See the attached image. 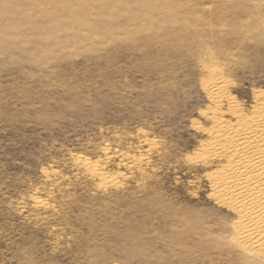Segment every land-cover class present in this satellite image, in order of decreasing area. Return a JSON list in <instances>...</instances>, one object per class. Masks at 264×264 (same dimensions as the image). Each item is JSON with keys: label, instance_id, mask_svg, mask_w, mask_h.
<instances>
[{"label": "rangeland", "instance_id": "rangeland-1", "mask_svg": "<svg viewBox=\"0 0 264 264\" xmlns=\"http://www.w3.org/2000/svg\"><path fill=\"white\" fill-rule=\"evenodd\" d=\"M263 169L264 0H0V264H264Z\"/></svg>", "mask_w": 264, "mask_h": 264}, {"label": "bare ground", "instance_id": "bare-ground-1", "mask_svg": "<svg viewBox=\"0 0 264 264\" xmlns=\"http://www.w3.org/2000/svg\"><path fill=\"white\" fill-rule=\"evenodd\" d=\"M262 162V161H261ZM260 163V162H259ZM258 163V164H259ZM256 164V163H255ZM258 164H256V165H258ZM261 164H263V163H261ZM260 164V165H261ZM240 165V164H239ZM258 167V166H257ZM261 167H263V166H261ZM264 170V169H263ZM262 170V171H263ZM250 174V173H249ZM255 174V173H254ZM258 175H260V173L258 174ZM257 175V177H259ZM263 176H264V174H262ZM255 177H256V175H255ZM262 178V177H261ZM263 181H264V178L262 179ZM243 181V180H242ZM252 182V181H251ZM241 183V182H240ZM251 184V183H250ZM257 184V183H256ZM253 185V184H252ZM254 185H255V183H254ZM245 190V189H244ZM254 190V189H253ZM246 192H247V189L245 190ZM245 193V192H244ZM254 194H255V192L253 193V196H254ZM254 198V197H253ZM252 198V199H253ZM251 199V200H252ZM248 200V199H247ZM252 201H254V203H252V206H253V209H254V211H256V212H254V214L255 213H262L263 211H264V193H262V194H256V196H255V198H254V200H252ZM249 202V201H248ZM249 205H251V204H249ZM253 212V211H252ZM254 219V218H253Z\"/></svg>", "mask_w": 264, "mask_h": 264}]
</instances>
